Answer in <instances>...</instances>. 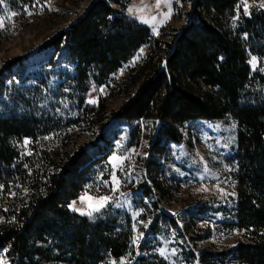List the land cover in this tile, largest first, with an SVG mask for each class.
Segmentation results:
<instances>
[{
    "label": "trees",
    "instance_id": "obj_1",
    "mask_svg": "<svg viewBox=\"0 0 264 264\" xmlns=\"http://www.w3.org/2000/svg\"><path fill=\"white\" fill-rule=\"evenodd\" d=\"M130 1L91 0L45 49L65 53L67 63L73 64L71 95L84 90L87 76L105 85L142 46L161 50L157 55L150 51L143 65L146 73L114 112L115 120L155 119L182 125L228 116L237 121V201L233 221L225 224L245 230L247 241L195 259L200 264H264V72L252 73L247 62V51L264 59V8L260 7L264 0H244L247 15L242 0H187L186 24L173 28L167 41L123 13ZM29 58L20 57L0 70L1 102L8 100L5 81L10 76L20 79ZM46 74L40 87L57 79L53 90L59 92L63 73ZM21 90L11 83L7 95H18L22 108L0 115V185L4 187L19 183L26 175L21 168L30 160L20 159L13 139L34 140L37 132L48 135L56 123L46 110L40 114L26 107L20 96L29 92ZM100 146L98 140L52 161V171L40 181L37 192L31 189L19 205L0 204L4 220L0 254L7 249V264H168L159 254L160 243L151 226L137 244L132 243L145 231L139 227L136 231L138 225L127 212L106 207L90 219L69 210L89 170L104 160ZM32 151L43 154L37 147ZM187 257L184 260L189 262Z\"/></svg>",
    "mask_w": 264,
    "mask_h": 264
},
{
    "label": "rangeland",
    "instance_id": "obj_2",
    "mask_svg": "<svg viewBox=\"0 0 264 264\" xmlns=\"http://www.w3.org/2000/svg\"><path fill=\"white\" fill-rule=\"evenodd\" d=\"M90 1L40 0L42 5L51 8L44 7L43 11L31 7L36 0H16L13 4L4 0L0 6V17H4L7 25L6 30L0 28V70L20 57H30L20 79L10 76L5 81L4 95L8 100L0 101V115L8 116V111L22 108L18 95H7L11 83H15L21 92H29L20 96L26 107L40 114L46 110L51 121L56 119L48 135L37 132L34 140L13 139L20 159L30 160L28 166L21 168L26 175L19 178L18 184L0 185V204L19 205L25 194H31V189L37 192L41 188L40 181L52 171V161L64 159L78 148L99 140L104 160L89 170L88 180L77 198L69 203V210L79 215L81 211H89L88 205L93 201L80 199L85 193L93 198L110 197L107 207L127 212L138 225L136 231L138 227L145 231L137 237L145 236L150 226L156 230L159 254L168 264H200L196 257L226 251L238 242H246L245 230H233L225 224L233 221L237 201V121L226 116L223 120H196L178 125L155 119L118 121L113 117L127 100V94L134 91L135 81L146 73L143 65L150 51L157 55L160 49L142 46L105 85H97L87 76L81 87L84 90L71 95L69 79L76 75L73 64L67 63L65 53L54 54L45 48L75 21L76 15L83 12ZM167 2L171 5V15L164 23L160 21L161 14L168 12L165 0H161L159 9L155 7L156 0H143V5L142 0H131L123 13L149 28L154 37L163 35L162 40L167 41L173 28L186 24L185 13L189 10L187 0L185 3L181 0ZM144 5L147 6L144 13L129 14V8ZM25 8L32 15L26 14ZM9 12L19 14L8 20ZM141 15L149 18V22H142L138 18ZM152 16H156V21L150 20ZM154 27L158 34H154ZM141 49L144 50L142 55ZM252 56L247 51L251 72H264L259 70L264 59L257 58L254 71L249 62ZM51 70L63 73L59 92L53 90L60 81L57 79L52 78L50 84L40 87L41 78ZM31 91L34 93L30 94ZM90 100L94 103H89ZM36 147L43 154L34 155L32 150ZM117 203L122 206L116 207ZM98 214L82 216L92 219ZM3 223L0 216V225ZM161 249H164L163 254ZM1 254L4 257L5 252Z\"/></svg>",
    "mask_w": 264,
    "mask_h": 264
},
{
    "label": "snow or ice",
    "instance_id": "obj_3",
    "mask_svg": "<svg viewBox=\"0 0 264 264\" xmlns=\"http://www.w3.org/2000/svg\"><path fill=\"white\" fill-rule=\"evenodd\" d=\"M3 2H4V0H0V6L3 5ZM142 5H143V0H142ZM160 6H161V0H156L155 7L157 9H159ZM164 6L168 8V12H165V13H162L161 14V21H160L161 23L166 22L167 19H169L170 18V15H171V5L167 2V0H165ZM240 6L241 5H238L237 7L239 8ZM242 6L244 7L245 14L247 15L248 14V4L246 2H244V0H242ZM31 7L32 8H39L40 11H43L44 7H49V10H51L50 5H42L40 3V0H36V3L33 4ZM260 7L261 8H264V4H261ZM146 8H147V6L144 5V6H141V7L129 8L128 11H129V14L130 15H133L135 13H144L146 11ZM24 12L26 14H28V15H32V12L28 8H25L24 9ZM18 14L19 13H17V12H9L8 13V20H11L12 18H14L15 16H17ZM138 18L142 22H144V23H148L149 22V18H147V17H145L143 15L139 16ZM150 20L151 21H156V16L150 17ZM0 28L5 29V30L7 28V25L5 23L4 17H0ZM153 32H154V34H158L155 27L153 28ZM143 51H144L143 49L140 50V54L141 55L143 54ZM221 59H223V58L221 57ZM249 62L252 65L253 70L254 71L257 70L256 69V66H257V57L256 56H252L251 57V60ZM259 70L260 71H264V67L260 68ZM100 91L101 92H104V89H100ZM88 102L89 103H94V101H92V100H90ZM234 127H235V125H233V128ZM25 143H28V141H25ZM113 159H116V158L113 157ZM112 179L114 181L116 180L115 175H113ZM117 183H118V181H117ZM115 190L116 189L114 188L113 191H115ZM80 199H81L82 202L85 201L86 199L89 200V201H93V203H90L88 205L89 211H87V212L81 211L80 212L81 215H88L89 217H92L93 216V213H100L103 209H105L107 207V205L109 204V202L111 200V198L108 197V196H101V197H95V198H93V197L88 196L87 193H85V195L82 196ZM121 206L122 205H120L119 203L116 204V207H121ZM73 210H76V209L73 208ZM135 215H139V213H136ZM144 226L147 227L148 226L147 223ZM134 228H135V226H134ZM139 238L140 237H134L132 243L134 245L137 244ZM3 251L4 252H7V249L5 248ZM163 253H164V249H161V254H163ZM173 254H175V253L173 252ZM0 264H7L6 259H4V257L2 256V254H0ZM113 264H114V262H113ZM120 264H123V261H121Z\"/></svg>",
    "mask_w": 264,
    "mask_h": 264
}]
</instances>
